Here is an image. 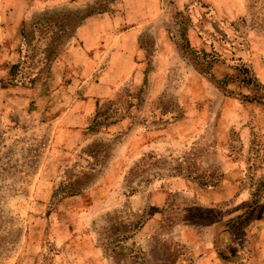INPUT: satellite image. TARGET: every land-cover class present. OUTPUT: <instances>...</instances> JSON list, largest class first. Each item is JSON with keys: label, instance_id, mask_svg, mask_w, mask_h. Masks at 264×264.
<instances>
[{"label": "rangeland", "instance_id": "374dc122", "mask_svg": "<svg viewBox=\"0 0 264 264\" xmlns=\"http://www.w3.org/2000/svg\"><path fill=\"white\" fill-rule=\"evenodd\" d=\"M116 217L136 264H264V0H0V264H117Z\"/></svg>", "mask_w": 264, "mask_h": 264}, {"label": "trees", "instance_id": "16d2710c", "mask_svg": "<svg viewBox=\"0 0 264 264\" xmlns=\"http://www.w3.org/2000/svg\"><path fill=\"white\" fill-rule=\"evenodd\" d=\"M69 18L67 16H59L54 18L52 16L46 17L39 22H37L35 28L39 31L38 41L44 40L48 38L47 35L49 32H54V28H56L55 33L60 32L63 28L68 27ZM51 33V34H52ZM53 40L55 35H51L49 37ZM32 39V38H31ZM31 39H27V44L29 45V41ZM55 42V41H54ZM31 56V57H30ZM26 54L23 56L21 63L13 65V74L20 73V77L23 83H33L39 76L41 75V68H43L46 64V59L44 58L40 61H35L32 55ZM21 67V68H20ZM26 69V70H25ZM22 70L24 71L22 73ZM249 82H251L250 78H247ZM115 112V111H114ZM105 120L115 119V115H107L105 112ZM112 114V113H110ZM140 226V222H137L134 225H129L128 222L124 220H119V218H115V220L111 221L109 227L105 229V237H104V247L105 252L109 255L114 262L117 264H136L139 258V255L133 251L132 249L126 252L125 245L122 244L123 240L128 237V234L131 231H134ZM177 245L174 251H171L170 248L167 249V253L162 256L159 260L161 264H183L181 261V257L183 252ZM142 252V251H141Z\"/></svg>", "mask_w": 264, "mask_h": 264}]
</instances>
